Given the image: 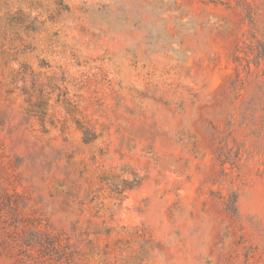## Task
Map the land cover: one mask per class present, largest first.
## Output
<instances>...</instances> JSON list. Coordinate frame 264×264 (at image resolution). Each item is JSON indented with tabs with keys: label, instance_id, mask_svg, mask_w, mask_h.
I'll return each instance as SVG.
<instances>
[{
	"label": "rangeland",
	"instance_id": "obj_1",
	"mask_svg": "<svg viewBox=\"0 0 264 264\" xmlns=\"http://www.w3.org/2000/svg\"><path fill=\"white\" fill-rule=\"evenodd\" d=\"M69 264H264V0H0L2 237Z\"/></svg>",
	"mask_w": 264,
	"mask_h": 264
},
{
	"label": "trees",
	"instance_id": "obj_2",
	"mask_svg": "<svg viewBox=\"0 0 264 264\" xmlns=\"http://www.w3.org/2000/svg\"><path fill=\"white\" fill-rule=\"evenodd\" d=\"M24 234L2 237L1 248L5 252L16 251L17 264H69L67 247L58 236L48 231H37L34 225L25 226Z\"/></svg>",
	"mask_w": 264,
	"mask_h": 264
}]
</instances>
